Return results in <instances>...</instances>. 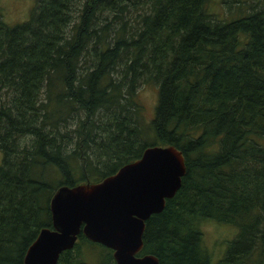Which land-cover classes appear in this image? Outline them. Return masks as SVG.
<instances>
[{"label":"trees","instance_id":"16d2710c","mask_svg":"<svg viewBox=\"0 0 264 264\" xmlns=\"http://www.w3.org/2000/svg\"><path fill=\"white\" fill-rule=\"evenodd\" d=\"M33 2L21 22L0 17V264H24L53 227L60 185L100 181L152 144L180 148L187 172L138 255L264 264V0ZM207 220L238 228L219 258ZM57 264L117 261L81 231Z\"/></svg>","mask_w":264,"mask_h":264},{"label":"water","instance_id":"95a60500","mask_svg":"<svg viewBox=\"0 0 264 264\" xmlns=\"http://www.w3.org/2000/svg\"><path fill=\"white\" fill-rule=\"evenodd\" d=\"M186 172L180 148L152 144L100 181L60 185L51 197L53 227L40 229L24 264H57L81 231L111 247L117 264H160L152 253L138 255L146 220L164 209Z\"/></svg>","mask_w":264,"mask_h":264},{"label":"rangeland","instance_id":"374dc122","mask_svg":"<svg viewBox=\"0 0 264 264\" xmlns=\"http://www.w3.org/2000/svg\"><path fill=\"white\" fill-rule=\"evenodd\" d=\"M33 3V0H0V13L2 14L0 17L11 24L21 22L29 17ZM214 8L222 12V8L218 4H214ZM139 98L145 106L147 119H152L158 99V87L153 83L144 84L140 88ZM201 227L204 230L203 244L213 253L215 258L223 255L227 245L238 232L237 227L214 220L202 222ZM94 256L96 255L94 254Z\"/></svg>","mask_w":264,"mask_h":264}]
</instances>
